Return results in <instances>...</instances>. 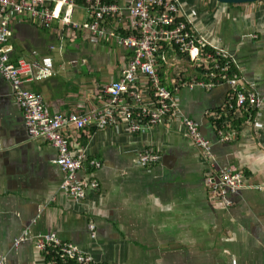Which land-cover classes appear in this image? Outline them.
<instances>
[{
	"label": "crops",
	"instance_id": "0c3cea01",
	"mask_svg": "<svg viewBox=\"0 0 264 264\" xmlns=\"http://www.w3.org/2000/svg\"><path fill=\"white\" fill-rule=\"evenodd\" d=\"M115 1L125 6L130 0ZM178 2L196 34L227 52L249 85L264 92V0ZM85 18L83 7L72 10V20ZM62 39L70 50H55L62 49ZM9 44L13 62L53 58L48 77L24 71L23 86L41 95L49 112L65 114L102 104L103 87L119 77L129 57L113 43H90L57 23L39 26L25 16L13 23ZM186 63L177 57L163 64L167 87L173 90V74ZM228 91L225 83L211 89L179 87L174 93L182 114L199 121L210 140L214 167L243 172V186L230 195L231 207L210 200L204 180L211 169L175 117L145 134L131 133L125 124L68 130L72 154L84 157L78 177L98 182L76 201L60 190L57 150L29 135L13 85L0 74V260L48 264L33 242L13 245L29 229L32 236L54 234L104 264H264V103L252 120L240 114L237 137L221 142L215 123L225 118ZM149 149L160 154V161L147 168L138 156ZM92 159L99 168H90Z\"/></svg>",
	"mask_w": 264,
	"mask_h": 264
},
{
	"label": "built area",
	"instance_id": "2783aa9c",
	"mask_svg": "<svg viewBox=\"0 0 264 264\" xmlns=\"http://www.w3.org/2000/svg\"><path fill=\"white\" fill-rule=\"evenodd\" d=\"M76 6L84 8L83 21L71 19ZM24 16L39 26L57 23L68 35L78 34L94 44L113 43L129 51L119 77L103 87L102 104L83 113L49 112L41 95L23 86L26 69L36 78L48 77L53 70L51 56L32 64L21 59L11 61L6 43L13 23ZM177 57L183 58L187 67L174 72L172 90L165 84L161 68L168 58ZM0 73L13 85V100L22 110L29 135L57 150L55 162L63 173L60 190L76 201L85 198L87 188L96 189L98 182L89 176L78 177L85 166L84 157L72 154L67 132L81 131L90 124L97 129L125 124L131 133L145 134L155 125L179 118L211 169L204 181L212 203L228 209L233 205L230 195L243 186V172L230 165L214 167L210 140L202 134L199 121L182 114L174 91L179 87L211 89L228 84L225 118L215 123L221 142L237 137L238 125L232 120L240 114L252 120L264 103V92L249 85L227 52L210 46L196 34L178 0H130L125 6L115 0H0ZM159 161L160 154L152 149L138 156V163L147 168ZM88 164L92 170L100 166L94 159ZM88 228L94 237L95 225L90 222ZM27 241L47 255L48 264H104L51 233L32 236L25 229L13 245ZM0 264H5V260L1 259Z\"/></svg>",
	"mask_w": 264,
	"mask_h": 264
},
{
	"label": "rangeland",
	"instance_id": "374dc122",
	"mask_svg": "<svg viewBox=\"0 0 264 264\" xmlns=\"http://www.w3.org/2000/svg\"><path fill=\"white\" fill-rule=\"evenodd\" d=\"M62 41H64L63 43H62V49H59V48H55V50H64V51H66V50H70V48L68 47V43L66 42V40L65 39H62ZM114 48H116V49H118V48H121V47H118V46H113ZM74 61V63L76 64L77 63V61L76 60H73ZM81 62V61H80Z\"/></svg>",
	"mask_w": 264,
	"mask_h": 264
},
{
	"label": "water",
	"instance_id": "95a60500",
	"mask_svg": "<svg viewBox=\"0 0 264 264\" xmlns=\"http://www.w3.org/2000/svg\"><path fill=\"white\" fill-rule=\"evenodd\" d=\"M220 2H226V3H242V2H252V1H258V0H218Z\"/></svg>",
	"mask_w": 264,
	"mask_h": 264
},
{
	"label": "bare ground",
	"instance_id": "6f19581e",
	"mask_svg": "<svg viewBox=\"0 0 264 264\" xmlns=\"http://www.w3.org/2000/svg\"><path fill=\"white\" fill-rule=\"evenodd\" d=\"M6 45H8V46L10 47V51H11V46H10V44H9V43H6ZM10 51H9V53H10ZM17 61H18V60H17ZM17 61H16V62H17ZM12 62H13V61H12ZM16 62H14V63H16ZM25 63H26V62H25ZM26 70L28 71V69H26ZM26 70H25V71H26ZM28 72H30V71H28ZM0 74H1V73H0ZM1 75H2V74H1ZM2 76H3V75H2ZM3 77H4V76H3ZM4 78H5V77H4ZM5 79H6V78H5Z\"/></svg>",
	"mask_w": 264,
	"mask_h": 264
},
{
	"label": "trees",
	"instance_id": "16d2710c",
	"mask_svg": "<svg viewBox=\"0 0 264 264\" xmlns=\"http://www.w3.org/2000/svg\"><path fill=\"white\" fill-rule=\"evenodd\" d=\"M232 122L234 123V125H237L238 124V121L236 122V121H234V120H232ZM219 123V122H218ZM67 264H75L74 262H69V263H67Z\"/></svg>",
	"mask_w": 264,
	"mask_h": 264
}]
</instances>
